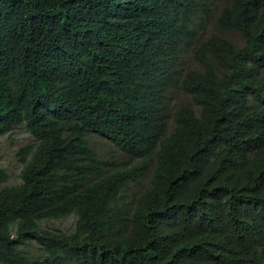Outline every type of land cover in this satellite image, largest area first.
<instances>
[{"label": "trees", "instance_id": "1", "mask_svg": "<svg viewBox=\"0 0 264 264\" xmlns=\"http://www.w3.org/2000/svg\"><path fill=\"white\" fill-rule=\"evenodd\" d=\"M21 125L0 264H264V0H0Z\"/></svg>", "mask_w": 264, "mask_h": 264}, {"label": "rangeland", "instance_id": "2", "mask_svg": "<svg viewBox=\"0 0 264 264\" xmlns=\"http://www.w3.org/2000/svg\"><path fill=\"white\" fill-rule=\"evenodd\" d=\"M233 39L236 42L239 41L237 36H233ZM181 100V103L192 102L191 97L184 93L181 95ZM36 143L37 139L25 125H21L5 135H0V168L5 169L9 175L6 185L12 186L21 182L23 163L21 162L20 152L22 149L33 146ZM98 148L104 156L112 160L119 161L124 157V155L106 139H99ZM76 222L77 217L72 216L68 219L48 221L44 223V225L49 227H60L70 232L74 230Z\"/></svg>", "mask_w": 264, "mask_h": 264}]
</instances>
